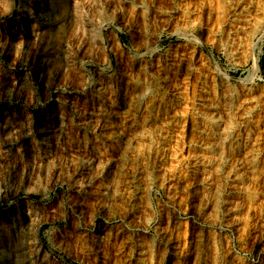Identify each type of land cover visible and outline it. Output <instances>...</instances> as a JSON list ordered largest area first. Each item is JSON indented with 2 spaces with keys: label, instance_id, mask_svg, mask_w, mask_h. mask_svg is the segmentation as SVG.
<instances>
[{
  "label": "rangeland",
  "instance_id": "obj_1",
  "mask_svg": "<svg viewBox=\"0 0 264 264\" xmlns=\"http://www.w3.org/2000/svg\"><path fill=\"white\" fill-rule=\"evenodd\" d=\"M9 2L0 264H264V0Z\"/></svg>",
  "mask_w": 264,
  "mask_h": 264
},
{
  "label": "bare ground",
  "instance_id": "obj_2",
  "mask_svg": "<svg viewBox=\"0 0 264 264\" xmlns=\"http://www.w3.org/2000/svg\"><path fill=\"white\" fill-rule=\"evenodd\" d=\"M21 1H22V0H19V2H18V4H17V7L20 5ZM33 1H34V0H33ZM32 3H33L32 0H27V2H26V1L23 2V3H22L23 5H21L20 8H19V7L17 8L18 16H20V15H22V16H24V17L31 16L32 13H33V4H32ZM9 4H10L9 0H2V5H3V7L8 8ZM35 8H36V7H35ZM18 16H17V17H18ZM34 17H35V16H34ZM29 20H30V19H29ZM29 24H30V25H29L30 27H32V28L35 27V24H34V21H33V20L30 21ZM128 103H129V102H128ZM130 104H131V103H130ZM129 106H131V105H129Z\"/></svg>",
  "mask_w": 264,
  "mask_h": 264
},
{
  "label": "trees",
  "instance_id": "obj_3",
  "mask_svg": "<svg viewBox=\"0 0 264 264\" xmlns=\"http://www.w3.org/2000/svg\"><path fill=\"white\" fill-rule=\"evenodd\" d=\"M256 63L258 67H262L264 64V46L260 48V54L256 60Z\"/></svg>",
  "mask_w": 264,
  "mask_h": 264
},
{
  "label": "built area",
  "instance_id": "obj_4",
  "mask_svg": "<svg viewBox=\"0 0 264 264\" xmlns=\"http://www.w3.org/2000/svg\"><path fill=\"white\" fill-rule=\"evenodd\" d=\"M18 2H19V0H17V3H16L15 0H12V8H13V9L17 8V4H18ZM200 44H201V43H200ZM207 54H208V56H209V58H210V62L213 64V62H212V60H211V57H210V53H209V51H207ZM23 68H25L24 65H23Z\"/></svg>",
  "mask_w": 264,
  "mask_h": 264
},
{
  "label": "water",
  "instance_id": "obj_5",
  "mask_svg": "<svg viewBox=\"0 0 264 264\" xmlns=\"http://www.w3.org/2000/svg\"><path fill=\"white\" fill-rule=\"evenodd\" d=\"M195 40V39H194ZM195 41H197V40H195ZM197 42H199V41H197Z\"/></svg>",
  "mask_w": 264,
  "mask_h": 264
}]
</instances>
